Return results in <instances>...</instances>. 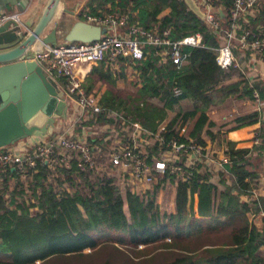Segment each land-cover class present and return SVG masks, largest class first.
Returning <instances> with one entry per match:
<instances>
[{"label":"trees","instance_id":"trees-1","mask_svg":"<svg viewBox=\"0 0 264 264\" xmlns=\"http://www.w3.org/2000/svg\"><path fill=\"white\" fill-rule=\"evenodd\" d=\"M220 3L227 27L233 0L216 1ZM85 10L125 14L128 24L137 21L147 29L169 30L172 40L202 36V45L183 47L187 63L181 68L169 57L161 59L154 45H146L147 55L136 64L142 79L137 96L123 99L107 90L100 99L106 108L131 116L150 131L165 125L167 141L193 140L206 148L216 139L206 130L214 124L212 106L233 96L256 101V93L264 101V84L251 83L235 66L224 69L218 64L211 47L220 44L222 35L186 0H89ZM251 21L264 31V3ZM95 75L116 80L105 62L86 82ZM86 82V91L93 93ZM106 116L96 114L91 122H111ZM223 126L229 163L217 174L224 187L200 163L188 181L167 172L160 182L169 178L177 183L173 212L159 209L160 183L140 192L123 191L117 178L82 173L85 189L71 194L48 183L50 172L40 166L29 184L33 202L25 198L26 187L16 171L0 170V264H264V215L261 226L250 218L264 212V195L255 197L264 173V109L238 115ZM158 146L153 143L147 150L158 153ZM73 172L65 171L74 187Z\"/></svg>","mask_w":264,"mask_h":264},{"label":"built area","instance_id":"built-area-1","mask_svg":"<svg viewBox=\"0 0 264 264\" xmlns=\"http://www.w3.org/2000/svg\"><path fill=\"white\" fill-rule=\"evenodd\" d=\"M195 1L204 13L203 19L216 33L222 35L220 44L211 47L218 64L224 69L237 67L253 83L258 75L249 77V67L250 64L256 67L259 61L264 60V31L259 25L254 26L251 19L256 17L259 5L264 0H233L227 27L222 23V17L225 16L222 3L216 4L217 0ZM21 14L0 12V26L10 20L20 22ZM133 14L136 15V12ZM83 15L85 21L105 26L108 32L93 42H58L46 45L40 53L34 55L48 76L56 83L60 82L59 88H62L70 113L56 119L52 133H40L23 139L20 149L12 148L14 144L0 147V170L11 168L16 171L27 187L33 175L39 172V167L46 166L50 172L48 183L55 189L71 194L80 189L81 185L85 187L82 173H90L94 178L114 177L125 187L132 185L131 191L139 187L140 190L135 191L139 192L144 188L153 189L157 183H160V189L169 185L173 182L169 178L160 182L167 172L176 173V180L181 178L188 181L192 170L199 163L209 171L217 163L226 171L225 165L229 163V159L226 157L218 162L208 147L204 148L193 140L189 143L167 141L163 135L165 125L153 132L131 116L106 108L96 94L86 91L78 73L79 66L85 63L105 62L110 69L118 70L128 66L133 69L135 84L140 86L141 72L136 64L147 55L146 45H154L158 48L156 54L161 59L169 57L181 68L187 63L183 47L202 45V36L196 34L172 40L169 30L159 32L147 29L137 21L128 24L125 14L109 12L103 15ZM235 42L239 43L243 53L236 49ZM251 69L253 70L252 67ZM179 93L180 90L177 89L176 94ZM256 96L260 105L258 110L263 111L264 101L259 98L258 93ZM100 113H106V118L111 119V122L101 124L97 120L92 123L91 120ZM156 142L159 143L158 153L150 154L148 146ZM256 143H261L259 137L256 138ZM171 154H176L174 161L169 157ZM181 155H186L183 159L184 166L183 161H178ZM71 170H74L71 177L76 179L74 187L65 173ZM59 179L62 180V185L58 184ZM257 196L255 191V197ZM32 201L35 202L34 199ZM263 215L264 212H261L260 217Z\"/></svg>","mask_w":264,"mask_h":264},{"label":"water","instance_id":"water-1","mask_svg":"<svg viewBox=\"0 0 264 264\" xmlns=\"http://www.w3.org/2000/svg\"><path fill=\"white\" fill-rule=\"evenodd\" d=\"M63 1L48 0L37 22L25 24L27 30L14 20L0 26V147L52 133L56 119L67 114L63 91L34 58L44 46L60 40L52 25ZM186 2L204 17L195 0ZM107 32V27L79 18L62 38L63 42H93Z\"/></svg>","mask_w":264,"mask_h":264},{"label":"crops","instance_id":"crops-1","mask_svg":"<svg viewBox=\"0 0 264 264\" xmlns=\"http://www.w3.org/2000/svg\"><path fill=\"white\" fill-rule=\"evenodd\" d=\"M87 1L88 0H64L62 3V9L63 10L69 9L70 12H75L76 14H79L80 11L82 10V13L84 14L85 12L83 11H85L87 7V4H88ZM47 2L48 0H0V12H20L22 13L21 14L22 18L19 23L23 24L24 30H27V28L25 27V24L28 22L36 23L40 15L42 14ZM79 15L81 16V13ZM98 65L99 64L85 63L79 66L78 73H79V77L82 80L83 84L89 78H91V76H93L94 68ZM123 69H125V67L121 68V70ZM123 71L119 73L120 77L124 76L125 73ZM57 83L59 87H61L60 82L58 81ZM103 94L104 93L102 92L100 96L98 95V98L101 99ZM234 99H232L231 97L225 103L219 106H212L209 109V117H210V120L214 124L206 126V130L212 131L213 134L216 135V139L214 140L212 145L208 147V149L213 154L215 159H218V160H222L227 157L226 155L227 127L223 125H225L226 123L230 124L231 119L238 115L249 113L248 108L249 106H251V104H253V111L258 110L260 107L257 101H252L250 99H239L238 97H235ZM231 102L233 103V106L232 108H229V105ZM67 106L68 105H66V107ZM67 109H68L67 113L69 114L71 109L70 108H67ZM174 114L175 112L170 113L169 119L172 118ZM45 121L47 122L46 119ZM204 136H206L207 139H209L207 135H204ZM23 143L24 141L21 140L17 142L16 144L12 145L11 147L15 149H20L23 146L22 145ZM263 183H264V173L261 178V186H260L261 188H262ZM172 186L176 188L177 183L172 182L171 187ZM259 189L260 188L257 189L258 194H259ZM160 192L161 194H163L162 190L160 189L157 196L160 195ZM175 195H176V192L175 190H173L171 192V200H172L171 205L172 206H171L170 212H173L175 210Z\"/></svg>","mask_w":264,"mask_h":264},{"label":"rangeland","instance_id":"rangeland-1","mask_svg":"<svg viewBox=\"0 0 264 264\" xmlns=\"http://www.w3.org/2000/svg\"><path fill=\"white\" fill-rule=\"evenodd\" d=\"M87 2H89V0ZM83 12L86 13L87 11L85 10ZM74 13L75 12L65 11L63 9H61V11L59 12V15H58L57 19L55 20V22L52 25V28L56 27L57 30L59 31V35H60L61 38H60V40L58 42H63V38L62 37L68 31V29L70 28L72 23L74 21L78 20L79 18H81V16L79 14L82 13V10L80 11L79 14H76V13L74 14ZM235 46H236V49H239V51L241 53H243L240 50V45H239L238 42H235ZM251 67L253 68V70L251 69ZM111 70H112L114 76L116 77V80H115L114 83H111V82H108V81H105V80H99L98 76L95 75L93 80L86 82L87 83V87L92 86L93 92L95 94H97V96L98 95L100 96V94L102 92L105 93L107 90L112 91L118 97H121L123 99L132 100L133 97L137 96V87H139V86H137L134 83L135 79H134L133 69H131L128 66H126L124 71L121 70V69L118 70L117 68H113ZM121 71H123L125 73L124 76H122V77H120V75H119V73ZM248 75H249V77H251L252 75H256V76L258 75V77L256 79H254L253 83H255V84L258 83L260 86L262 84H264V60L259 61V65H256V67L253 66L252 64H250ZM234 98H235V96L232 97V99H234ZM234 101H235V99H234ZM232 106H233V103L231 102L230 105H229V108H232ZM248 111L249 112L253 111V104H251V106H249ZM184 156H186V155H181L180 158L178 159V161H180V162L184 161L183 158H182ZM169 157H170L171 161H174L175 158H176V154H171V155H169ZM216 160L218 162H220V160H218V159H216ZM211 169L212 170H210V172L213 173V176H212L211 180L214 183L218 184L220 188H223L224 185L220 182L219 176L217 174L218 171H224L223 168H220L219 164L215 163V164L212 165ZM171 183H169V185L167 187H164L163 189H161L163 194H161V192H160V195L157 197L159 209L162 212H165V211L170 212L171 211V206H172L171 205V203H172L171 192L173 190H175V192H176V188L174 186L171 187ZM130 184H131V182H130ZM120 185L123 188V191H125L126 188H131V189L133 188L132 185H131V187L126 186V188H125V185L123 183H120ZM135 188L136 189H133V191L140 190L139 187H135ZM171 188H172V190H171ZM80 189L84 190L85 187H83L81 185ZM263 193H264V183L262 184V188L260 187V189H259V194L256 191V194L259 195V196L260 195H264ZM25 198H27V201L30 198H31V200L34 199V196L32 195V191L30 190L29 186L26 187V196H25ZM126 211L128 212L127 206H126ZM250 218L254 219V222L261 226V224H262L261 223V217L259 215L250 214Z\"/></svg>","mask_w":264,"mask_h":264},{"label":"bare ground","instance_id":"bare-ground-1","mask_svg":"<svg viewBox=\"0 0 264 264\" xmlns=\"http://www.w3.org/2000/svg\"><path fill=\"white\" fill-rule=\"evenodd\" d=\"M37 45H38V44H37ZM37 45H36V46H37Z\"/></svg>","mask_w":264,"mask_h":264}]
</instances>
